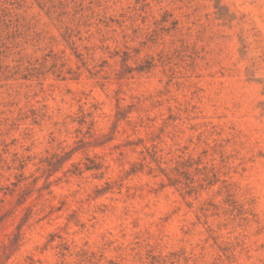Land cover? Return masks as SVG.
<instances>
[{
    "label": "rangeland",
    "instance_id": "374dc122",
    "mask_svg": "<svg viewBox=\"0 0 264 264\" xmlns=\"http://www.w3.org/2000/svg\"><path fill=\"white\" fill-rule=\"evenodd\" d=\"M0 264H264V0H0Z\"/></svg>",
    "mask_w": 264,
    "mask_h": 264
}]
</instances>
